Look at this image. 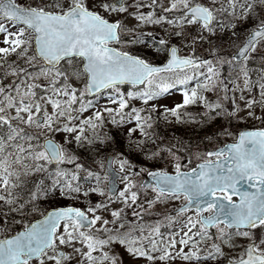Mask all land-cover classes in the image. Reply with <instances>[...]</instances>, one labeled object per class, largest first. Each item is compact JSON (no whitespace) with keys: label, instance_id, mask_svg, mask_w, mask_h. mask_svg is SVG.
<instances>
[{"label":"snow or ice","instance_id":"snow-or-ice-1","mask_svg":"<svg viewBox=\"0 0 264 264\" xmlns=\"http://www.w3.org/2000/svg\"><path fill=\"white\" fill-rule=\"evenodd\" d=\"M0 264H264V0H0Z\"/></svg>","mask_w":264,"mask_h":264},{"label":"rangeland","instance_id":"rangeland-1","mask_svg":"<svg viewBox=\"0 0 264 264\" xmlns=\"http://www.w3.org/2000/svg\"><path fill=\"white\" fill-rule=\"evenodd\" d=\"M178 101H179V94L178 93H172L169 97H167L164 101H162V103H166L168 106H171L172 103L178 102ZM256 123L257 122H255V121H250V122H248L247 125L240 124V125H237L236 127H237V129H240L242 127L251 126V125L256 124ZM175 124L176 123H173L172 127H175ZM188 128H189L188 125L185 127L178 126L176 129L173 130L172 135L175 134V135H179L181 137H183V135H187V134L190 135V133H188ZM177 132H180V133H177ZM229 139H231V138H228V140ZM157 210H160V206H157ZM150 218H154V217H150Z\"/></svg>","mask_w":264,"mask_h":264},{"label":"trees","instance_id":"trees-1","mask_svg":"<svg viewBox=\"0 0 264 264\" xmlns=\"http://www.w3.org/2000/svg\"><path fill=\"white\" fill-rule=\"evenodd\" d=\"M189 126V128H188V133H190V135H183V138L185 139V140H188L189 139V137H191V138H193V139H195L196 137H201V138H203L205 135H213V128L215 127V125H212V126H201V127H197V126H195V125H193V124H185L184 125V127L185 126ZM169 129H167V131H168ZM212 132V133H211ZM177 133H180V132H177ZM208 133V134H207ZM218 143L220 142V141H217ZM203 146V145H202Z\"/></svg>","mask_w":264,"mask_h":264}]
</instances>
